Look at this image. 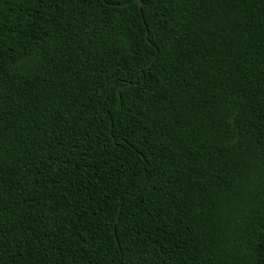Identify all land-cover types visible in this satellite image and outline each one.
Here are the masks:
<instances>
[{
    "label": "trees",
    "instance_id": "obj_1",
    "mask_svg": "<svg viewBox=\"0 0 264 264\" xmlns=\"http://www.w3.org/2000/svg\"><path fill=\"white\" fill-rule=\"evenodd\" d=\"M141 2L0 0V264H264V0Z\"/></svg>",
    "mask_w": 264,
    "mask_h": 264
},
{
    "label": "water",
    "instance_id": "obj_2",
    "mask_svg": "<svg viewBox=\"0 0 264 264\" xmlns=\"http://www.w3.org/2000/svg\"><path fill=\"white\" fill-rule=\"evenodd\" d=\"M138 2H139V6H141V5H142L141 0H138ZM130 83H131V82H128V83H125V84L119 86L118 91H120V90L123 89L127 84H130Z\"/></svg>",
    "mask_w": 264,
    "mask_h": 264
}]
</instances>
